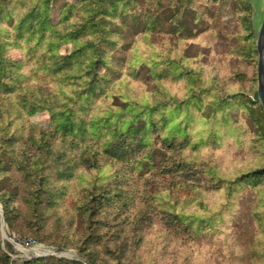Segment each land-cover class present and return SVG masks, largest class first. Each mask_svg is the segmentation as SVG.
<instances>
[{
	"label": "rangeland",
	"instance_id": "obj_1",
	"mask_svg": "<svg viewBox=\"0 0 264 264\" xmlns=\"http://www.w3.org/2000/svg\"><path fill=\"white\" fill-rule=\"evenodd\" d=\"M78 1L61 0L52 8L53 21H59L64 2ZM248 3L254 14L257 49L262 8L257 0ZM164 6L173 8L176 3L164 0ZM204 6L210 11L209 20L198 21L192 11H186L184 17H179L181 20L177 19L176 23L181 22L177 28L168 25V63L161 56L162 38L155 33L149 37L138 34L143 27L129 22L131 30L125 39L128 48L118 53L112 64L120 72L119 79L111 89L112 83L107 87L103 100L83 114L86 120L110 116L120 130L129 125L133 116L136 127L141 128L144 121L156 124L153 138L157 134L175 138L182 157L191 161H184V177L175 172L176 167L171 174H165L171 151L162 148L161 141L154 144L151 140L148 161L140 157L137 165L108 158L100 161L97 168L71 169L68 178L69 175L62 178L57 174L52 179L51 189L57 192L52 204L48 199L38 205L26 200L24 184L14 180L19 174L14 170L1 172L0 257L6 253L11 263L47 258V264H58L59 259L87 264L83 250L91 242L89 250H101L98 264H264V233L257 230L252 213L255 209L264 212V182L242 185L228 195L225 190H217L208 176L215 170L218 177L236 179L253 169H264V148L259 145L264 142L254 143L256 134L264 136L263 121L244 115L240 106L246 105L244 101H221L228 100L230 91L240 87L236 86L241 80L238 74H245L247 96L260 102L258 93L254 94L258 90V55L256 62L239 56V35L245 31V23L236 13L244 6L233 0ZM71 49L69 44L62 51L69 53ZM8 54L16 61L23 57L18 48L10 47ZM182 71L189 76L180 75ZM104 73L114 78L115 73ZM256 114L259 117L257 110ZM227 115L232 116L231 122L224 118ZM91 122L85 126L88 132H92ZM50 125L48 111L27 115L14 123L24 136L33 128ZM88 142H99L98 135H92L91 140L87 136L77 138L79 146ZM130 144L125 142V148H134ZM61 146L69 148L64 150L66 166L71 168L69 164L76 162L80 150L78 146ZM176 149L178 155L180 148ZM4 198L11 199L13 205L10 227L5 220ZM124 201H129L127 207ZM101 202L103 212L98 209L93 214L92 206ZM142 208H148L151 214L141 222L138 237L130 241L137 243L135 249L122 253L109 239L120 234L126 213L134 217ZM103 239L109 244L102 243Z\"/></svg>",
	"mask_w": 264,
	"mask_h": 264
},
{
	"label": "trees",
	"instance_id": "obj_2",
	"mask_svg": "<svg viewBox=\"0 0 264 264\" xmlns=\"http://www.w3.org/2000/svg\"><path fill=\"white\" fill-rule=\"evenodd\" d=\"M60 1L0 0V173L14 170L15 174H19L14 180L19 185L24 184L21 186L27 196L26 200L34 201L38 205L48 199L52 204L56 200L57 192L54 193L51 185L57 174H61L62 178L69 175L66 176L68 178L72 173L71 169L75 171L78 167L97 168L100 161L108 158L117 162H129L132 166L137 165L140 157L148 161L151 150L147 148L151 140L154 144L161 141L162 148L171 151L170 162L165 164V170L169 171L165 174H171L173 167H176L175 172L184 177L181 171L186 165L184 161H191L182 157V149L176 145L174 137L172 139L171 136L157 134L153 138V133L157 131L156 124L154 126L151 121H144L141 128L136 127L133 116L129 125L120 130L117 124L111 122L110 116L86 120L83 114L97 101L103 100L107 87L112 83L111 89L115 80L119 79L120 72L112 64L117 59L116 55L128 48L125 39L127 32L131 30L129 22L143 27L138 34L149 37L155 33L162 38L161 56L163 62L168 63V25L177 28L181 22L176 21L181 20L186 11H192L191 15L198 21H207L210 11L204 5L226 0H168L169 3H176L173 8L164 6V0H79L76 4L64 2L59 11V21L54 22L51 11ZM233 1L244 6L236 13L245 23V31L239 35V56L246 61L256 62L258 54L253 11L248 0ZM69 44L71 51L64 53L62 49ZM10 47L22 51L21 60L16 61L9 56ZM104 70L115 73L114 78L108 77ZM186 73L182 71L180 75L189 76ZM238 77L241 80L236 86L240 87L231 90L229 99H222V103H230L233 98L244 101L246 105H240L244 108V115L251 116L253 121L261 118L264 123L262 104L247 96L244 86L247 76L238 74ZM254 94L257 96V91ZM146 107L153 111L152 106ZM220 107L223 108L222 104ZM43 111H48L51 116V125L48 128H33L27 136L17 132L14 126L17 120ZM224 118L227 123L232 121L230 115ZM89 122L92 132L85 128ZM92 135H98L99 142H88L79 146L78 137L87 136L91 140ZM261 140L264 142L263 134H256L254 143L258 144ZM127 141L134 148L126 149L124 143ZM63 144L72 148L78 146L80 150L76 162L69 164L71 168L66 166V151L69 148L61 146ZM259 145L264 148L263 144ZM175 147L180 148L178 155ZM69 158L71 160L72 156L69 155ZM261 168L241 174L236 179L218 177L215 170L208 171V176L217 190H225L226 194L232 195L242 185L258 186L263 183L264 169ZM6 176L10 179L8 173ZM43 193L48 196L45 197ZM10 200H2L9 227L12 212L10 208L13 207ZM128 204L129 201H124V206L127 207ZM103 206V202L92 206L93 214H97L98 209L103 212ZM39 211L42 212L43 207ZM252 213L253 219L257 221V230L260 234L264 233V212L255 209ZM150 214L148 208H142L134 217L126 213L119 229L120 234H116L109 241H113L122 253L134 250L137 243L130 241L138 237L141 222L147 220L146 217ZM101 242L109 244L105 239ZM90 245L92 243L87 242L83 258L87 264H98L101 250H89ZM0 259V264H47L49 261L47 258H39L11 263V258L6 253ZM58 264L85 262L59 259Z\"/></svg>",
	"mask_w": 264,
	"mask_h": 264
},
{
	"label": "water",
	"instance_id": "obj_3",
	"mask_svg": "<svg viewBox=\"0 0 264 264\" xmlns=\"http://www.w3.org/2000/svg\"><path fill=\"white\" fill-rule=\"evenodd\" d=\"M258 65H257V80H258V97L264 109V8L261 12L260 25L257 39ZM4 223V220H3Z\"/></svg>",
	"mask_w": 264,
	"mask_h": 264
},
{
	"label": "crops",
	"instance_id": "obj_4",
	"mask_svg": "<svg viewBox=\"0 0 264 264\" xmlns=\"http://www.w3.org/2000/svg\"><path fill=\"white\" fill-rule=\"evenodd\" d=\"M258 3H259V8H264V0H257ZM262 9H261V12H262Z\"/></svg>",
	"mask_w": 264,
	"mask_h": 264
}]
</instances>
